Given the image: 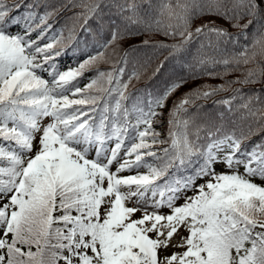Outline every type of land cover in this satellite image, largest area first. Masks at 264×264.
<instances>
[{
    "label": "snow or ice",
    "instance_id": "snow-or-ice-1",
    "mask_svg": "<svg viewBox=\"0 0 264 264\" xmlns=\"http://www.w3.org/2000/svg\"><path fill=\"white\" fill-rule=\"evenodd\" d=\"M159 8L167 21L153 0H0V264H264V100L245 87L264 92V0ZM62 18L72 27L57 40ZM254 24L251 46L230 52ZM153 32L163 40L151 46L169 52L150 70L164 77L157 91H127L148 71L123 79L137 45L99 70ZM202 39L214 55L198 53L194 67L187 57ZM241 64L254 66L169 108L189 77Z\"/></svg>",
    "mask_w": 264,
    "mask_h": 264
},
{
    "label": "trees",
    "instance_id": "trees-1",
    "mask_svg": "<svg viewBox=\"0 0 264 264\" xmlns=\"http://www.w3.org/2000/svg\"><path fill=\"white\" fill-rule=\"evenodd\" d=\"M170 0H153V4L155 5V11L158 13L157 18L158 19H164L167 21L166 16H160V8L159 5L161 3L168 4ZM171 2H174V0H171ZM200 21H196V26H199ZM218 26L227 28L228 31L232 32L233 34L237 33L239 29L230 27L227 23H225L222 20H217L216 21ZM243 23V22H242ZM67 24V27H64V25ZM72 24L71 21H65L63 18L60 21V26L59 30L54 33H52V36L55 37L57 40L65 39L68 36V28H71ZM256 27L255 24L252 25L249 29V32L247 33L246 36H240L238 37V43L236 44H229L227 45L228 50L232 52L233 54L235 53L236 49H243L244 47H250L251 46V40L253 38V34L256 32ZM214 41V37L212 38ZM147 40L149 42L148 46H143V41ZM163 40V37L157 33H145L144 35L137 36L135 38H132L128 40L124 45L121 47V51L116 54L112 58L111 61L105 63L101 62L98 65V68L100 71L103 72H110L113 70L114 65L116 64L118 58L120 55L123 54V47H126L128 44H134L137 45L138 47L134 51H130L128 55V59L126 61V73L123 76V79L125 81H128L129 75H131L133 72L136 71H144V68L142 66H147V74L142 76L140 79H135L133 78L131 82L129 83V87L127 89L128 92H136L139 93L141 90H145L148 88H160L162 86V81L164 77H158L156 80H150L151 76V68H154L155 65L159 62L162 61L165 57L169 55V52L164 49L152 47L151 45L157 44ZM70 43V41H68ZM164 43H171L172 41H163ZM209 41L208 39H202L200 41H197L195 44L192 45L191 47V52L190 55L187 57L189 64H192L194 67H200L199 65H196V61L198 59V53L199 56L204 57L205 59L208 56L214 55L212 49L208 46ZM257 51L259 52V46H257ZM81 53L76 52V53H70L65 55V62L64 65L70 64L69 62L66 61V58L68 57H73L72 63H74V60L77 59V57ZM60 63H62V60H60ZM179 61L171 63L169 67V71H174V72H180V68L178 66ZM254 65H240V69L237 71H229L227 74L221 76V77H216V78H209L207 76L203 75H198L195 79L189 77L187 79V83L183 85L182 87L179 88L178 91L175 92V94L167 101V104L169 108H171L172 104L174 101H176L178 98H180L184 93L190 92L193 89H196L199 85H222L226 80H235L238 76L242 75L244 69L246 67H253ZM204 68H211V64H205L203 65ZM215 70L217 72H224V69L222 65L217 64ZM185 73H187V65H185ZM95 75V69L88 71L85 76L83 77V81H81L80 86L84 87L85 84L89 82L91 78H94ZM107 86V85H105ZM233 88H239L241 85L239 84H234L232 85ZM246 88H254L255 92L254 93H246L247 95L254 96V97H259L260 99L264 100V92L261 91V84L260 83H254L252 85H246ZM229 93L228 92H220L218 96L213 97V99H219L220 97L227 96ZM202 104H211V100L209 101H200ZM257 108L260 107L259 104L256 105ZM214 109L212 107L207 108V112H212ZM167 111V110H166ZM256 119H259V115H257ZM165 126L166 122H165ZM180 127L182 128L183 125L181 124ZM193 131H195L193 129Z\"/></svg>",
    "mask_w": 264,
    "mask_h": 264
},
{
    "label": "rangeland",
    "instance_id": "rangeland-1",
    "mask_svg": "<svg viewBox=\"0 0 264 264\" xmlns=\"http://www.w3.org/2000/svg\"><path fill=\"white\" fill-rule=\"evenodd\" d=\"M188 195H192V192H189Z\"/></svg>",
    "mask_w": 264,
    "mask_h": 264
}]
</instances>
